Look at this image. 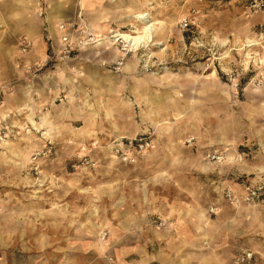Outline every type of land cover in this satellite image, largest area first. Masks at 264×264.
Here are the masks:
<instances>
[{"label":"rangeland","instance_id":"1","mask_svg":"<svg viewBox=\"0 0 264 264\" xmlns=\"http://www.w3.org/2000/svg\"><path fill=\"white\" fill-rule=\"evenodd\" d=\"M17 2L0 0V264H264V7L151 0L134 49L112 30L139 23L99 33L79 0L33 60Z\"/></svg>","mask_w":264,"mask_h":264},{"label":"crops","instance_id":"2","mask_svg":"<svg viewBox=\"0 0 264 264\" xmlns=\"http://www.w3.org/2000/svg\"><path fill=\"white\" fill-rule=\"evenodd\" d=\"M13 6L14 13L10 21L13 26L14 38L28 36L35 43L33 60L43 59L46 55L42 44V27L48 25L55 39L58 40L60 25H68L72 19L79 0H19ZM151 0H81V9L86 21L98 26L99 33H110L114 25L131 22L132 15L137 11H147ZM138 7L139 9H137ZM136 8V9H135ZM37 12H45L46 18L41 19ZM132 14V15H131ZM15 29V30H14ZM59 30V31H58ZM116 31L117 30H112ZM113 35V36H114ZM112 36V37H113ZM115 37V36H114ZM100 40V39H99ZM116 57V56H114ZM113 57V59H114Z\"/></svg>","mask_w":264,"mask_h":264},{"label":"bare ground","instance_id":"3","mask_svg":"<svg viewBox=\"0 0 264 264\" xmlns=\"http://www.w3.org/2000/svg\"><path fill=\"white\" fill-rule=\"evenodd\" d=\"M132 15V14H131ZM148 13L143 11L135 12L131 19L135 22L139 23L140 27H133L134 30L129 33H116L115 37L121 39L123 43L127 44V46L137 49L144 44H148L152 42V33L154 31V26L156 22L153 19L148 18ZM59 30H61L59 28ZM97 41V40H96Z\"/></svg>","mask_w":264,"mask_h":264},{"label":"built area","instance_id":"4","mask_svg":"<svg viewBox=\"0 0 264 264\" xmlns=\"http://www.w3.org/2000/svg\"><path fill=\"white\" fill-rule=\"evenodd\" d=\"M254 8H262L264 7V0H252ZM183 25L186 26L187 22L186 20H183ZM67 38L63 37L62 42H66ZM67 47L65 46V49ZM64 49V50H65ZM123 145L128 148V149H133L134 152L140 153L141 151L147 149L150 146V141L148 137H139V138H134L132 140H128L127 142L123 143ZM215 156H212L211 159H214ZM257 190H249L246 200L253 199L254 197H257ZM226 198L230 202H234L233 194L230 191L226 192ZM252 259V254L249 252H244L240 254L237 257L236 264H244Z\"/></svg>","mask_w":264,"mask_h":264}]
</instances>
